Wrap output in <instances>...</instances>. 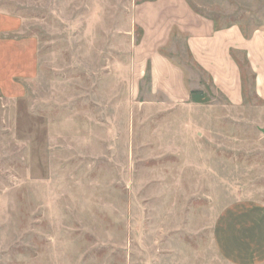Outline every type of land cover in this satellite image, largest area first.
Returning <instances> with one entry per match:
<instances>
[{
  "label": "rangeland",
  "instance_id": "374dc122",
  "mask_svg": "<svg viewBox=\"0 0 264 264\" xmlns=\"http://www.w3.org/2000/svg\"><path fill=\"white\" fill-rule=\"evenodd\" d=\"M179 3L0 0V264H231L221 216L264 209V96L247 51L235 106L184 33L154 30ZM181 4L264 35V0ZM157 52L195 78L189 98L161 88Z\"/></svg>",
  "mask_w": 264,
  "mask_h": 264
},
{
  "label": "crops",
  "instance_id": "0c3cea01",
  "mask_svg": "<svg viewBox=\"0 0 264 264\" xmlns=\"http://www.w3.org/2000/svg\"><path fill=\"white\" fill-rule=\"evenodd\" d=\"M178 5L179 8L156 11L149 8L154 30L167 33L176 27L184 33L188 59H193L198 71L207 74L215 90L235 106L242 104L243 86L241 69L234 59H243L238 53L243 55L247 51L253 68L259 72L256 88L264 96V35L245 39L237 26L216 29L212 21L183 7L181 0ZM151 59H156L155 78L167 95L175 101L189 98L191 90L198 86L195 78L187 76L166 54L157 52ZM216 239L222 255L231 264L263 263L264 209L244 205L228 210L221 216Z\"/></svg>",
  "mask_w": 264,
  "mask_h": 264
}]
</instances>
